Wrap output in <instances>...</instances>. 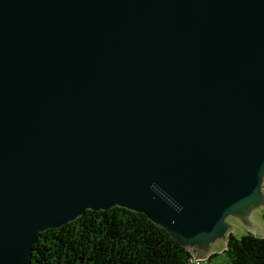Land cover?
Instances as JSON below:
<instances>
[{
    "label": "water",
    "instance_id": "obj_1",
    "mask_svg": "<svg viewBox=\"0 0 264 264\" xmlns=\"http://www.w3.org/2000/svg\"><path fill=\"white\" fill-rule=\"evenodd\" d=\"M113 208L264 237V0H0V264Z\"/></svg>",
    "mask_w": 264,
    "mask_h": 264
},
{
    "label": "trees",
    "instance_id": "obj_2",
    "mask_svg": "<svg viewBox=\"0 0 264 264\" xmlns=\"http://www.w3.org/2000/svg\"><path fill=\"white\" fill-rule=\"evenodd\" d=\"M261 216L264 221V212ZM223 252L231 264H264V237L229 234ZM191 257L143 214L113 208L85 211L75 221L41 233L31 264H191Z\"/></svg>",
    "mask_w": 264,
    "mask_h": 264
},
{
    "label": "rangeland",
    "instance_id": "obj_3",
    "mask_svg": "<svg viewBox=\"0 0 264 264\" xmlns=\"http://www.w3.org/2000/svg\"><path fill=\"white\" fill-rule=\"evenodd\" d=\"M263 212L264 210H261L259 213H257L256 216L254 217V221H256L261 227L264 228V221L262 220V216H261ZM246 233H251L255 236L262 237L260 234H258L254 230H250L246 228H240L236 232H233V233L231 232V234H235L236 236H240ZM224 249L225 248L221 249L219 252H216V251L212 252L210 256L215 254L214 256H212L210 259L207 258L205 260H201L199 264H231L228 256L223 252Z\"/></svg>",
    "mask_w": 264,
    "mask_h": 264
},
{
    "label": "built area",
    "instance_id": "obj_4",
    "mask_svg": "<svg viewBox=\"0 0 264 264\" xmlns=\"http://www.w3.org/2000/svg\"><path fill=\"white\" fill-rule=\"evenodd\" d=\"M200 260L196 259L194 260V256L192 255L191 259H190V263L191 264H199Z\"/></svg>",
    "mask_w": 264,
    "mask_h": 264
}]
</instances>
